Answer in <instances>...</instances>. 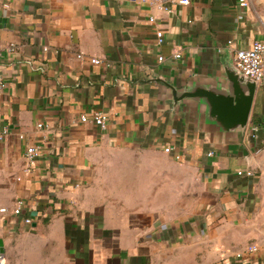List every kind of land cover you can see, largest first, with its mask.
<instances>
[{
    "label": "crops",
    "instance_id": "1",
    "mask_svg": "<svg viewBox=\"0 0 264 264\" xmlns=\"http://www.w3.org/2000/svg\"><path fill=\"white\" fill-rule=\"evenodd\" d=\"M0 1V47L15 46L0 59V207L33 220L0 219L6 264H264V89L225 144L154 81L225 83V62L264 40V0Z\"/></svg>",
    "mask_w": 264,
    "mask_h": 264
},
{
    "label": "water",
    "instance_id": "2",
    "mask_svg": "<svg viewBox=\"0 0 264 264\" xmlns=\"http://www.w3.org/2000/svg\"><path fill=\"white\" fill-rule=\"evenodd\" d=\"M225 83L193 82L187 89L178 90L161 78L154 81L171 90L175 105L186 101L198 106L205 126L225 144L243 137L250 120L258 84L244 76L234 65L233 59L225 62ZM1 251L4 252L2 241Z\"/></svg>",
    "mask_w": 264,
    "mask_h": 264
},
{
    "label": "built area",
    "instance_id": "3",
    "mask_svg": "<svg viewBox=\"0 0 264 264\" xmlns=\"http://www.w3.org/2000/svg\"><path fill=\"white\" fill-rule=\"evenodd\" d=\"M179 4L181 5H189L190 0H179ZM251 0H238V8L246 11L250 8ZM2 2L0 1V12ZM153 22V19H151ZM158 44L162 45L164 43V35L162 32H158ZM15 46L9 45L7 47L1 48L0 47V59L4 55L5 52H12L14 51ZM181 55L179 53H176L174 55L175 59H179ZM79 59H84V55H79ZM160 61H163L164 58L160 57ZM91 63L94 65H99L101 61L97 58H92ZM234 64L236 68L246 77L254 80L257 82L258 86L262 89H264V40H255L250 48L247 49H238L234 54ZM5 88V81L4 76L0 70V93ZM88 117L82 116L81 121L87 122ZM93 122L102 130L106 131L108 127V117L100 112H95L92 116ZM38 129H43V124L37 125ZM261 124H256L251 129V137L256 138L257 134L260 129H262ZM10 134L8 126L3 124V121L0 117V142L4 141ZM21 139H23V135L20 136ZM42 150V147L40 145H29L25 149L24 158L28 164V167H31L37 160V158L40 155V152ZM167 153H173L174 148L168 147L165 149ZM212 155V154H211ZM176 160H180V155H176ZM239 176H248L253 177L254 172L252 170H240L237 173ZM24 203L22 201H18L16 203V206L13 209H9L7 207H0V219H3L4 217L8 215H13L15 217H22L24 224L27 226H32L33 220L31 217L24 215ZM258 251V247L256 245L249 246L245 254H254ZM239 258L242 257V255L238 256ZM0 264H6V257L4 253L1 251L0 247Z\"/></svg>",
    "mask_w": 264,
    "mask_h": 264
}]
</instances>
